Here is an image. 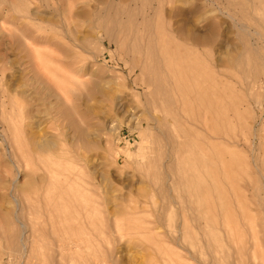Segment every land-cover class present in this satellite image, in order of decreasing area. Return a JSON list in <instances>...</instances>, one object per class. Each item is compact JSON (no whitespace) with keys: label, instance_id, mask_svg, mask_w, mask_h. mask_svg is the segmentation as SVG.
Segmentation results:
<instances>
[{"label":"rangeland","instance_id":"1","mask_svg":"<svg viewBox=\"0 0 264 264\" xmlns=\"http://www.w3.org/2000/svg\"><path fill=\"white\" fill-rule=\"evenodd\" d=\"M102 263L264 264V0H0V264Z\"/></svg>","mask_w":264,"mask_h":264},{"label":"bare ground","instance_id":"2","mask_svg":"<svg viewBox=\"0 0 264 264\" xmlns=\"http://www.w3.org/2000/svg\"><path fill=\"white\" fill-rule=\"evenodd\" d=\"M176 130V129H175ZM177 132H178V130H177ZM185 133V132H184ZM183 135V134H182ZM179 137V136H178ZM182 139H184V137L182 138ZM46 142H48V141H46ZM43 145H41L40 147L42 148V149H44V148H48L50 145H51V143L50 142H48V143H42ZM74 159V158H73ZM68 163H69V161H68ZM71 163V162H70ZM73 164V163H72ZM71 164V165H72ZM75 164V163H74ZM59 166V165H58ZM59 167H61V166H59ZM52 169V168H51ZM57 169V168H56ZM72 169V168H71ZM74 169V168H73ZM60 170V169H59ZM52 171V170H51ZM65 172V171H64ZM57 173H59L58 172V170H57ZM72 175H73V173H72ZM79 175V174H78ZM70 176V175H69ZM73 177V176H72ZM59 178H60V176H59ZM61 179V178H60ZM63 179V178H62ZM58 180V182H59V179H57ZM70 183H72V182H70ZM63 184V183H62ZM75 184V183H74ZM73 184V185H74ZM64 185H66V184H64ZM63 185V186H64ZM68 185V184H67ZM70 185V184H69ZM68 185V186H69ZM57 186V185H56ZM71 186V185H70ZM69 186V187H70ZM74 186H72V189L74 190V188H73ZM75 188H77V187H75ZM67 189V188H66ZM68 189H70V188H68ZM75 199V198H74ZM76 217V216H75ZM77 218V217H76ZM186 235V234H185ZM182 238V237H181ZM76 242H74V243H72V245L73 246H75L76 247V249L79 247L77 244H75ZM66 247V246H65ZM74 248V247H73ZM64 250V249H63ZM66 250V249H65ZM79 250V249H78ZM68 251V250H67ZM193 258V257H192ZM184 259V258H183ZM179 261V260H178ZM171 262V261H170ZM102 264H106V263H102Z\"/></svg>","mask_w":264,"mask_h":264}]
</instances>
